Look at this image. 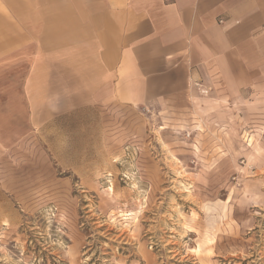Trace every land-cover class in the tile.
Returning <instances> with one entry per match:
<instances>
[{"label":"rangeland","instance_id":"374dc122","mask_svg":"<svg viewBox=\"0 0 264 264\" xmlns=\"http://www.w3.org/2000/svg\"><path fill=\"white\" fill-rule=\"evenodd\" d=\"M254 93L206 115L83 98L35 126L2 180L0 264H264Z\"/></svg>","mask_w":264,"mask_h":264},{"label":"crops","instance_id":"0c3cea01","mask_svg":"<svg viewBox=\"0 0 264 264\" xmlns=\"http://www.w3.org/2000/svg\"><path fill=\"white\" fill-rule=\"evenodd\" d=\"M254 92L264 0H0V188L35 126L83 98L206 115Z\"/></svg>","mask_w":264,"mask_h":264},{"label":"bare ground","instance_id":"6f19581e","mask_svg":"<svg viewBox=\"0 0 264 264\" xmlns=\"http://www.w3.org/2000/svg\"><path fill=\"white\" fill-rule=\"evenodd\" d=\"M251 141V140H250Z\"/></svg>","mask_w":264,"mask_h":264}]
</instances>
